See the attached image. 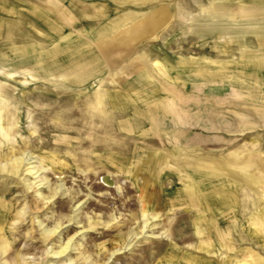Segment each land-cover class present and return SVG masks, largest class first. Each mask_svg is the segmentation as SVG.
Returning a JSON list of instances; mask_svg holds the SVG:
<instances>
[{
	"label": "rangeland",
	"instance_id": "1",
	"mask_svg": "<svg viewBox=\"0 0 264 264\" xmlns=\"http://www.w3.org/2000/svg\"><path fill=\"white\" fill-rule=\"evenodd\" d=\"M161 8L168 20L133 42L119 66L103 59L97 78L65 84L69 64L91 51L98 56V43L117 22ZM223 19L230 35L195 29ZM250 19L264 24V0H0V264H264V233L239 208L217 226L190 202L179 207L172 193L179 170L190 187L195 170L247 145L264 159V86L236 71L243 50L255 62L264 47L259 25L234 31ZM25 49L31 51L19 58ZM141 65L154 87L144 93L184 101L177 108L186 126L174 132L183 136L184 147L177 143L190 153L186 160L158 161L168 155V145L156 142L165 136L139 140L148 121L129 110L118 117L137 134L107 128V95L134 98L144 83L132 71ZM207 111L215 112L212 119ZM241 121L251 123L244 128ZM251 194L238 195L254 200ZM224 229L228 242H220Z\"/></svg>",
	"mask_w": 264,
	"mask_h": 264
},
{
	"label": "crops",
	"instance_id": "2",
	"mask_svg": "<svg viewBox=\"0 0 264 264\" xmlns=\"http://www.w3.org/2000/svg\"><path fill=\"white\" fill-rule=\"evenodd\" d=\"M225 12L227 13L225 16L226 19L233 14L232 10H225ZM216 16H218V14H216ZM167 20L168 13L165 9L161 8L156 9L155 11L147 12L145 14L127 16L125 17L123 25H119V22H117L114 26L111 27V30L109 29L110 31L107 34L103 35L101 41L98 43V56H94V52L91 51L86 56L81 57V59L69 64L74 67L73 69H71V71H69V73L66 72L68 77H66L64 81L65 84L67 85V83H74L75 80L78 82V84H84L89 80L97 78L102 72L101 64L103 59H105L106 62L111 63L112 65L119 66L121 64L120 59L126 57L128 53L131 52V49L134 46L132 44L133 42H136L142 36L149 35L150 33L157 31L158 28L163 26V24H165ZM225 20L223 19L222 21L225 22ZM215 25V22H209L208 20L205 23L203 22L200 24H195V29L197 28L200 31H213L218 28L219 30H224L226 32V35L231 34L230 32L232 31V27L228 26L226 22L225 24H221V26L217 25L218 27H215ZM249 25H259L256 33H264V24L251 22V19L248 26H239L240 28L237 27L234 31L245 32L248 29L247 27H249ZM29 51H31V49H25V51L19 50L17 51V55L19 58H24L25 56H27V53ZM252 54L245 50L241 52V57L244 61H242V64L236 66V71L241 76L254 78L259 86H264V47L262 48V51L259 52V54H255L258 55L257 61L251 62L250 56ZM87 58H90V60L85 61ZM19 62L20 64L27 63L26 60H24L23 62ZM185 66L189 67L187 65ZM195 66H198V64ZM158 68L160 69V74H162L163 76H169L168 71L162 70L160 67ZM125 69H127V66L123 68V70ZM58 71L59 70H57L56 72ZM60 71H64V68ZM211 72L214 76L213 79H216L219 72L216 71V69ZM132 74L137 75V78L142 79L144 85L141 86V89H137L138 92L136 93V95H133L134 98H126L119 92H117L119 94L116 93L113 96L107 95V98L111 100L110 112L113 114V118L110 119V122L107 124V128L110 129L111 134H115L116 132L119 134H137L138 130L139 132L142 131V134H139L137 138L145 143L150 142V139L146 138L145 136H148L149 134H151V132H160L166 138L164 137V140H161V138L159 137V139H156V142L168 145V155L166 154V157H162V155H160L157 160H171L173 159V156H176L177 159L186 160V157L188 156L187 154L189 152L185 148L184 151L178 145V143H181V145L183 146V136L179 134L176 135V133L174 132V130L182 129L186 126L183 122V113H180L177 108V106L179 105L178 102L183 103L184 101L180 97L170 99L167 98L168 95H166V97L164 95L159 96L158 92L151 94H147V92L144 93L143 90H147L145 88L151 87V90L154 89L152 82L148 81L151 79V77L148 74L145 65H141L139 68H137V70L136 68H134ZM74 75L77 77H74ZM134 87H137V85H135ZM139 90H141L142 92L139 93ZM168 93H171V96L173 95V92L168 91ZM96 95L98 97V100L100 101V103L98 104V106H100L99 109L100 111H102L101 107H103L102 104L104 101V93L102 92V90H98ZM112 97L117 99L113 101ZM118 98H120V100H118ZM178 99L179 101H176ZM124 101H126V103H124ZM209 103H211V101H209ZM125 110H129L132 115L137 116V118H145L148 121L149 129L145 131L143 129L137 130L135 128V125L131 122L120 121L118 116L119 114L124 113ZM205 113V115L211 119L215 114V112L209 113L208 111ZM208 114H210L211 116H208ZM189 117L194 118V115H187V118ZM248 123L251 122L241 121L240 127L245 128ZM100 129H102L101 124ZM250 145L253 147L255 146V143L252 142ZM247 147H249L247 150L242 147L234 153L216 157V161H218V158L222 159L221 163L219 164L218 161V164L216 165L214 163L211 164L209 170H195V176L197 174L200 175L195 177L196 183L194 185H191L190 187L187 184L180 183V178L186 177V170L183 169L184 172H182L181 170L177 171L178 174H175L174 176H179V183L178 186L173 189L172 193H174L176 199H178V206L181 207L183 204H188L190 202V208H192L197 213V215L203 214L205 215V219H209L210 217L207 216V214L211 213L213 215L212 220L218 221L219 225L217 226H222V224L226 223L227 219L229 220L230 218H233L236 210L239 208L242 211V216L247 220L248 224L253 227L256 232L263 234L264 159H262V157L256 151L251 150L249 145H247ZM169 150H172V152H169ZM199 162L201 163L202 160H200ZM160 166H162L164 169L168 165L160 164L159 167ZM161 175L166 176L168 174L163 171V174ZM207 183H209L210 185H207ZM241 190L243 192L244 190H247L248 192L252 193L251 196L252 198H254V200H244L240 198L238 194L241 192ZM187 194L188 196L190 195V199L186 198ZM176 202L177 200L174 201L175 205H177ZM214 215H217L216 218H214ZM224 230L225 233L220 232V236L222 237L220 242L229 241L227 232L228 230ZM229 250L232 251V247H229ZM257 262L260 263V260Z\"/></svg>",
	"mask_w": 264,
	"mask_h": 264
},
{
	"label": "bare ground",
	"instance_id": "3",
	"mask_svg": "<svg viewBox=\"0 0 264 264\" xmlns=\"http://www.w3.org/2000/svg\"><path fill=\"white\" fill-rule=\"evenodd\" d=\"M23 162V159H22V161H20V163H22ZM106 181V183H108V184H111L112 185V181H110V179H105ZM6 210V207L5 206H0V211H1V213L3 214V212ZM3 211V212H2ZM4 214H5V212H4Z\"/></svg>",
	"mask_w": 264,
	"mask_h": 264
}]
</instances>
